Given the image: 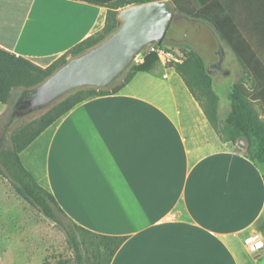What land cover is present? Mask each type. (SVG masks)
<instances>
[{
  "label": "crops",
  "instance_id": "1",
  "mask_svg": "<svg viewBox=\"0 0 264 264\" xmlns=\"http://www.w3.org/2000/svg\"><path fill=\"white\" fill-rule=\"evenodd\" d=\"M196 1L219 10L223 30L245 50L240 64L209 23L182 15L208 49L218 118L242 79L264 119V0ZM105 18L82 0H0V47L45 68L100 32ZM44 134L41 181L25 150L21 161L73 223L124 238L109 264H241L244 240L264 227V166L220 139L161 60Z\"/></svg>",
  "mask_w": 264,
  "mask_h": 264
},
{
  "label": "trees",
  "instance_id": "2",
  "mask_svg": "<svg viewBox=\"0 0 264 264\" xmlns=\"http://www.w3.org/2000/svg\"><path fill=\"white\" fill-rule=\"evenodd\" d=\"M90 5L106 10L103 29L88 37L49 66L42 68L32 61L13 54L0 47V104L6 106L14 91L30 90L64 65L71 56H78L100 43L116 30L117 16L121 9L161 0H82ZM177 14L201 19L209 23L232 50L237 60L243 62V41L231 39L221 26L222 13L212 5L201 4L196 0H171ZM195 6V7H193ZM197 9V11H196ZM181 62H169L166 68L173 70L184 82L192 97L200 104L204 116L211 127L219 134V98L213 89L204 58L194 50H182ZM245 55V54H244ZM158 61L155 54H145L143 62L135 64L123 81L110 90H85L74 93L57 103L32 123L15 130L5 144V133L0 138V176L5 178L13 191L29 205L39 210L46 218L59 226L65 233L74 255L75 264H86L79 241V233L94 236L102 247L95 264H109L115 251L124 238L103 236L91 233L73 223L60 209L52 193L39 184L22 161L21 153L26 150L49 126L54 124L80 103L101 96L119 93L139 73ZM234 84L228 95L230 112L223 122L225 142L234 144L238 140L245 143L244 155L251 161L264 166V125L258 119L251 100L245 93L243 80ZM66 223H64V221Z\"/></svg>",
  "mask_w": 264,
  "mask_h": 264
},
{
  "label": "rangeland",
  "instance_id": "3",
  "mask_svg": "<svg viewBox=\"0 0 264 264\" xmlns=\"http://www.w3.org/2000/svg\"><path fill=\"white\" fill-rule=\"evenodd\" d=\"M126 8V7H125ZM123 8V9H125ZM121 9V10H123ZM120 10V11H121ZM119 11V12H120ZM198 38L197 29L193 24L187 21L184 16L176 14L166 37L160 42L156 43L153 47H161L165 50H169L175 54L177 58L182 60V50L190 51L194 50L200 52L206 59V68L208 71H212V65L208 58V49L204 47ZM210 50V49H209ZM143 52L145 54H155ZM157 56V55H156ZM76 56H69L67 61ZM158 60L159 57L157 56ZM136 63H133L134 66ZM131 69V68H130ZM129 69V71H130ZM128 71V72H129ZM128 72L117 80L110 88L103 90H110L114 86L121 83ZM241 81L235 80L234 84ZM245 89L247 97L252 102L250 90ZM85 90H99L95 88H80L70 92V94L55 101L44 110L37 111L26 115L24 118L15 121L16 123L6 130L5 135L9 136L22 126L28 125L37 120L41 115L50 110L60 101L66 97L73 95L79 91ZM102 90V89H100ZM229 95V94H228ZM228 96L225 97L222 110L220 111L218 136L220 139H225L224 133L221 130L223 128V122L230 112V104L228 102ZM219 107V103H218ZM255 109V108H254ZM6 106L0 104V117L4 114ZM19 108L17 106L12 107V113L17 112ZM256 114L260 122L264 125L263 112L256 110ZM14 118V117H13ZM0 121V129L4 128ZM4 123V122H3ZM4 132H0V138ZM6 135L5 144H9V136ZM46 135H41L35 140L25 152L22 153L23 162L27 169L33 172V175L38 181H41L43 177V143ZM224 141V140H223ZM234 152H245V143L243 140H238L234 144H230ZM66 223L65 220H63ZM247 241L244 240V245L248 246L245 250H248V256L242 255V252H238V259L241 264H264V227L260 228L256 232H253ZM79 241L82 246L83 255L86 264H95V259L101 254L102 247L98 244L96 237L88 235L86 233H79ZM246 241V242H245ZM257 241L261 242L262 247H255ZM251 247L255 248L252 249ZM250 254V255H249ZM0 264H75L74 255L68 244L65 233L62 229L55 225L51 220L46 218L39 210L29 205L26 201L21 199L11 188L9 182L0 176Z\"/></svg>",
  "mask_w": 264,
  "mask_h": 264
},
{
  "label": "water",
  "instance_id": "4",
  "mask_svg": "<svg viewBox=\"0 0 264 264\" xmlns=\"http://www.w3.org/2000/svg\"><path fill=\"white\" fill-rule=\"evenodd\" d=\"M176 14V6L171 0L121 10L117 16L116 30L104 40L70 59L38 86L12 93L0 117L2 126H5L0 132L6 133L5 128L9 131L15 121L44 110L77 89L110 88L129 71L143 52L166 37ZM13 106L19 108L14 114Z\"/></svg>",
  "mask_w": 264,
  "mask_h": 264
},
{
  "label": "built area",
  "instance_id": "5",
  "mask_svg": "<svg viewBox=\"0 0 264 264\" xmlns=\"http://www.w3.org/2000/svg\"><path fill=\"white\" fill-rule=\"evenodd\" d=\"M147 53H156V55L159 57V59H161V61H163L165 64L169 63V62H181V60L179 58H177L175 56V54L169 50H165L161 47H152L149 52ZM143 60V55H141L137 61L136 64L141 63ZM249 243V241H248ZM255 247H262L261 242L257 241L255 243ZM252 249H255L253 247H251Z\"/></svg>",
  "mask_w": 264,
  "mask_h": 264
},
{
  "label": "flooded vegetation",
  "instance_id": "6",
  "mask_svg": "<svg viewBox=\"0 0 264 264\" xmlns=\"http://www.w3.org/2000/svg\"><path fill=\"white\" fill-rule=\"evenodd\" d=\"M193 26L195 27V25L193 24Z\"/></svg>",
  "mask_w": 264,
  "mask_h": 264
}]
</instances>
